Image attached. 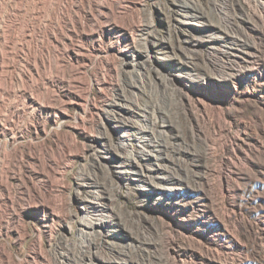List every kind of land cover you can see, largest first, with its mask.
<instances>
[{"label":"rangeland","instance_id":"374dc122","mask_svg":"<svg viewBox=\"0 0 264 264\" xmlns=\"http://www.w3.org/2000/svg\"><path fill=\"white\" fill-rule=\"evenodd\" d=\"M0 264H264V0H0Z\"/></svg>","mask_w":264,"mask_h":264}]
</instances>
